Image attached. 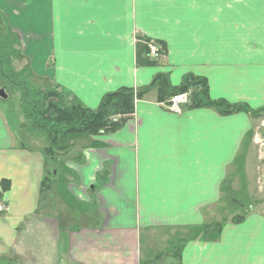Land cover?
Segmentation results:
<instances>
[{
	"label": "crops",
	"instance_id": "crops-1",
	"mask_svg": "<svg viewBox=\"0 0 264 264\" xmlns=\"http://www.w3.org/2000/svg\"><path fill=\"white\" fill-rule=\"evenodd\" d=\"M0 30L3 66L33 88L91 110L107 93L142 91L119 129L71 136L52 163L91 206L78 218L61 203L57 216L37 211L44 144L26 143L0 109V264H264V208L238 222L221 210L258 184L262 112L193 106L201 85L178 112L167 105L191 76L211 100L264 108V0H0Z\"/></svg>",
	"mask_w": 264,
	"mask_h": 264
},
{
	"label": "trees",
	"instance_id": "trees-1",
	"mask_svg": "<svg viewBox=\"0 0 264 264\" xmlns=\"http://www.w3.org/2000/svg\"><path fill=\"white\" fill-rule=\"evenodd\" d=\"M2 43L0 42V89H3L7 98L11 92H19V98L23 102V116L31 119V127L44 135V145L41 154L44 158L45 175L40 186V200L37 208L38 212H52L48 190L49 175L53 174L52 163L60 156L65 155L71 148V136L76 134L97 135L106 132H113L119 129L134 112V98L140 97L141 92H133L129 88H121L114 92L105 94L98 107L94 110L85 108L68 94L58 88L31 92L24 81L11 83L6 80L7 72L3 63L8 67L10 53H2ZM5 47V46H4ZM162 90L167 91V82L164 77H158ZM157 80V79H156ZM155 80V81H156ZM191 85H201V90L192 96L193 106H213L220 109L221 113L235 111H250L255 116L264 112V108L259 110H249L243 104H230L226 101L211 100L207 95L206 82L200 78L186 77L181 86L171 92L170 95L187 91ZM10 91V95H9ZM144 91V90H143ZM12 93V94H13ZM204 102V103H203ZM258 111V112H256ZM115 118V119H114ZM114 119V120H113ZM50 175V177H52ZM54 175V174H53ZM7 187V182H1V192ZM0 192V193H1ZM45 210V211H44ZM51 214H55L53 211ZM241 215L234 216L232 220L238 222Z\"/></svg>",
	"mask_w": 264,
	"mask_h": 264
},
{
	"label": "rangeland",
	"instance_id": "rangeland-1",
	"mask_svg": "<svg viewBox=\"0 0 264 264\" xmlns=\"http://www.w3.org/2000/svg\"><path fill=\"white\" fill-rule=\"evenodd\" d=\"M0 32H3V30H0ZM2 39V38H1ZM8 47L1 46L2 53H8ZM6 74V80L11 83L16 82H22L24 81L29 88V90L33 93L35 91H38L39 89L33 88V86H36V84L27 77H24L22 75H14V73H11L10 71L4 72ZM1 75V74H0ZM190 87V86H189ZM47 90V89H45ZM9 91V98L4 99L0 98V109L1 111L6 115L7 118H9V121L13 122L14 124L21 122V127L24 129V132L28 134V136L25 138L26 143L29 145H43L45 140L43 139L44 135L41 136L39 134H42L41 132L35 130L31 126V119L29 117H25L22 114V110L24 109L23 102H21L19 98V92L13 93ZM264 116V112L262 114ZM19 118V120H14ZM11 129L15 132V125H11ZM17 130L21 131L17 128ZM26 130V131H25ZM22 132V131H21ZM31 139L29 141V138ZM264 152V150H263ZM261 164H264V158H262ZM260 164V165H261ZM54 173V172H53ZM49 175V182H48V190L46 192V195L49 196V200L51 202V206L54 207L58 204V209L60 207V203L64 204L65 208H60L59 212H63V214H70L73 217L78 218L81 217V214L86 213V208L91 209L90 205H86L82 202H77L73 197L70 196L69 188L66 186V184L55 177L53 174L51 175V170L47 173ZM50 175L52 177H50ZM258 177V176H257ZM258 184L256 183V178H253L250 181V185L243 184L242 190H240V193L237 195L236 201L231 202L229 204H222L221 210L223 211V214L228 215L231 213H236V217L239 215H243L244 213H248L249 211H253L254 209H259L261 207L264 208V169H262L261 166H259V177L257 178ZM242 184V181H241ZM257 185L259 186V189L257 188ZM239 186V185H238ZM240 187V186H239ZM233 192H229L225 195L226 198H232ZM63 207V206H61ZM62 210V211H61ZM55 214L57 209L54 210ZM58 214V212H57ZM56 214V216H57ZM78 221H75L77 223Z\"/></svg>",
	"mask_w": 264,
	"mask_h": 264
},
{
	"label": "built area",
	"instance_id": "built-area-1",
	"mask_svg": "<svg viewBox=\"0 0 264 264\" xmlns=\"http://www.w3.org/2000/svg\"><path fill=\"white\" fill-rule=\"evenodd\" d=\"M147 53L151 59H157L160 56L159 48L153 43H147ZM189 96L187 93L174 94L168 101V107L176 112L180 110V105L187 104ZM3 210V205L0 204V211Z\"/></svg>",
	"mask_w": 264,
	"mask_h": 264
},
{
	"label": "water",
	"instance_id": "water-1",
	"mask_svg": "<svg viewBox=\"0 0 264 264\" xmlns=\"http://www.w3.org/2000/svg\"><path fill=\"white\" fill-rule=\"evenodd\" d=\"M0 97H1V98H5V97H6V95H5V93H4L3 90H0Z\"/></svg>",
	"mask_w": 264,
	"mask_h": 264
}]
</instances>
